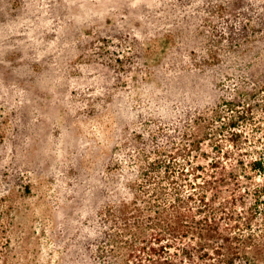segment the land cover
I'll return each instance as SVG.
<instances>
[{
    "label": "rangeland",
    "instance_id": "1",
    "mask_svg": "<svg viewBox=\"0 0 264 264\" xmlns=\"http://www.w3.org/2000/svg\"><path fill=\"white\" fill-rule=\"evenodd\" d=\"M262 35L264 0H0V264L113 261L109 166L234 97L215 63Z\"/></svg>",
    "mask_w": 264,
    "mask_h": 264
},
{
    "label": "trees",
    "instance_id": "2",
    "mask_svg": "<svg viewBox=\"0 0 264 264\" xmlns=\"http://www.w3.org/2000/svg\"><path fill=\"white\" fill-rule=\"evenodd\" d=\"M237 58L243 63L237 67L221 65L223 59L214 66L236 77L234 97L194 119L192 132L160 136L163 146L157 136L149 149L135 151L131 164L109 166L119 200L114 214L107 211L114 230L104 233L110 247L101 250L113 260L108 264H259L263 258L264 65L258 61L264 64V48ZM204 142L213 153L206 164L194 155Z\"/></svg>",
    "mask_w": 264,
    "mask_h": 264
}]
</instances>
